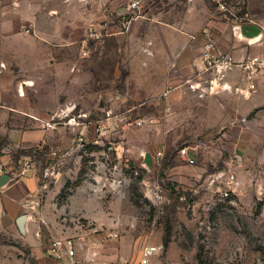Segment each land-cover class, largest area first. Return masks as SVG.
Returning <instances> with one entry per match:
<instances>
[{
  "label": "rangeland",
  "instance_id": "obj_1",
  "mask_svg": "<svg viewBox=\"0 0 264 264\" xmlns=\"http://www.w3.org/2000/svg\"><path fill=\"white\" fill-rule=\"evenodd\" d=\"M103 1L113 5L104 19L90 7L87 25L86 7H75L73 25L60 20L57 42L43 43L56 68L43 65L29 94L46 141L11 154L25 211L45 207L48 240L49 226L59 238L111 240L131 260L162 245L167 264L264 261V37L250 42L235 30L252 16L264 21V0ZM151 21L209 35L201 77L216 98L210 130L203 121L199 137L171 147L153 121L159 98L147 99L133 76L146 34L160 33ZM185 146H199L195 164L180 159ZM145 152L163 154L152 171Z\"/></svg>",
  "mask_w": 264,
  "mask_h": 264
},
{
  "label": "crops",
  "instance_id": "obj_2",
  "mask_svg": "<svg viewBox=\"0 0 264 264\" xmlns=\"http://www.w3.org/2000/svg\"><path fill=\"white\" fill-rule=\"evenodd\" d=\"M79 6L86 7L82 16L87 25L93 11L90 7L97 6L103 19L113 7L103 0H0V168L4 170L0 178L10 176L7 184L0 186V264H58L46 254L51 240L41 223L46 222L45 207H37L34 201L30 205L33 213L25 211L28 196L20 186L22 181L15 176L11 154L16 148L27 149L46 141L44 130L39 128L43 120L40 109L29 92L40 84L43 67L56 68L43 43L57 42L58 27L62 25L59 21L65 20L66 26H72V12ZM134 24L138 27L140 21ZM244 24L260 26L264 37V21L252 16ZM150 25L160 33L146 34L145 42L150 46L138 59L133 76H137L138 90L145 92L147 99L155 102L159 98L162 114L153 121L162 123L163 144L171 147L199 137L203 131L198 124L203 121L207 124L205 132L210 130V108L216 98L210 93L214 87L202 83L201 77L205 73L202 52L209 35L185 31L183 21L181 25L151 21ZM205 91L209 94L202 97ZM221 115L224 117L225 113ZM24 214L28 216L25 233L18 225ZM49 231L54 239L58 238L57 231L50 226ZM73 241L78 264H138L146 247L138 258L131 260L126 249L111 240ZM162 252L154 256L167 264V255L161 256Z\"/></svg>",
  "mask_w": 264,
  "mask_h": 264
},
{
  "label": "built area",
  "instance_id": "obj_3",
  "mask_svg": "<svg viewBox=\"0 0 264 264\" xmlns=\"http://www.w3.org/2000/svg\"><path fill=\"white\" fill-rule=\"evenodd\" d=\"M138 3H134L133 7H137ZM232 58L228 56L225 58L224 63L231 64ZM208 63L211 64V61L208 59ZM199 146H185L179 151V157L183 161L189 164H195L196 156ZM163 158L162 152H158L153 157V163L159 164ZM3 168H0V174L3 173ZM233 180V177H232ZM229 193L225 194V197H228ZM163 247L161 245L156 246H146L142 251V256L138 264H149L150 258L157 253H161ZM48 257L52 258L58 264H78L76 259V250L73 239L71 238H55L53 239L46 251Z\"/></svg>",
  "mask_w": 264,
  "mask_h": 264
},
{
  "label": "water",
  "instance_id": "obj_4",
  "mask_svg": "<svg viewBox=\"0 0 264 264\" xmlns=\"http://www.w3.org/2000/svg\"><path fill=\"white\" fill-rule=\"evenodd\" d=\"M237 30L242 38L247 41L259 39L263 36V29L256 24H240L237 26ZM153 157L150 152L144 153L143 165L148 171L153 169ZM10 176L4 175L0 178V186H4L9 181ZM27 214L22 215L18 219V225L23 233H25V225L27 222ZM257 264H264V261H260Z\"/></svg>",
  "mask_w": 264,
  "mask_h": 264
},
{
  "label": "trees",
  "instance_id": "obj_5",
  "mask_svg": "<svg viewBox=\"0 0 264 264\" xmlns=\"http://www.w3.org/2000/svg\"><path fill=\"white\" fill-rule=\"evenodd\" d=\"M169 236H170V232L166 231L164 236V242L166 245H168L169 243Z\"/></svg>",
  "mask_w": 264,
  "mask_h": 264
},
{
  "label": "bare ground",
  "instance_id": "obj_6",
  "mask_svg": "<svg viewBox=\"0 0 264 264\" xmlns=\"http://www.w3.org/2000/svg\"><path fill=\"white\" fill-rule=\"evenodd\" d=\"M255 40H257V39H254V40H250V42H253V41H255Z\"/></svg>",
  "mask_w": 264,
  "mask_h": 264
}]
</instances>
